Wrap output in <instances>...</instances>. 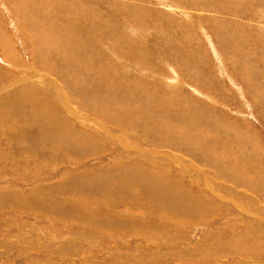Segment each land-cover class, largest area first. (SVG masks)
<instances>
[{"label":"rangeland","instance_id":"obj_1","mask_svg":"<svg viewBox=\"0 0 264 264\" xmlns=\"http://www.w3.org/2000/svg\"><path fill=\"white\" fill-rule=\"evenodd\" d=\"M2 106L0 264H264V0H0Z\"/></svg>","mask_w":264,"mask_h":264},{"label":"bare ground","instance_id":"obj_2","mask_svg":"<svg viewBox=\"0 0 264 264\" xmlns=\"http://www.w3.org/2000/svg\"><path fill=\"white\" fill-rule=\"evenodd\" d=\"M27 89V88H26ZM28 90V89H27ZM26 91V90H25ZM29 92H31V91H29ZM33 92V91H32ZM28 93V92H27ZM24 94V93H23ZM22 93H21V95H23ZM20 97V96H19ZM26 97V96H25ZM23 98V97H22ZM108 107V106H107ZM111 107V106H110ZM17 108H18V106H17ZM0 110H4V108H3V106L0 108ZM124 111V110H123ZM108 112H111V111H108ZM116 112V111H115ZM125 112V111H124ZM113 112H111V114H112ZM50 116H49V121H50V123L49 122H47L45 125H44V127L42 128V131H41V136H48L49 138H51V146H53V144H55L56 142H54L55 140L57 141V139H58V134H54L55 132H54V129H53V127H52V123H53V119H52V115L51 114H49ZM122 115V114H121ZM122 117V116H121ZM125 117H126V114H125ZM124 120H125V118H123ZM130 120V119H129ZM132 121H133V119H132ZM60 123V122H59ZM66 125V124H65ZM68 126V125H67ZM57 130V129H56ZM68 130V129H67ZM59 131V130H58ZM62 131V130H61ZM72 132V131H71ZM73 135V134H72ZM69 136V135H68ZM73 137V136H72ZM82 137V136H81ZM77 138V137H76ZM79 138V137H78ZM77 138V139H78ZM65 139V138H64ZM71 140V139H70ZM74 140V139H73ZM79 140V139H78ZM67 142V141H66ZM74 142H75V140H74ZM79 142V141H78ZM62 143V142H61ZM56 145V144H55ZM60 145V144H59ZM58 145V146H59ZM178 199V198H177Z\"/></svg>","mask_w":264,"mask_h":264}]
</instances>
